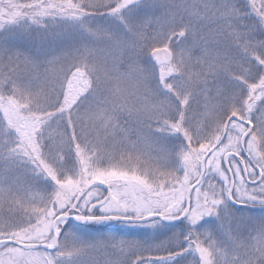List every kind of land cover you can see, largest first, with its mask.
I'll return each instance as SVG.
<instances>
[{
  "label": "snow or ice",
  "instance_id": "obj_1",
  "mask_svg": "<svg viewBox=\"0 0 264 264\" xmlns=\"http://www.w3.org/2000/svg\"><path fill=\"white\" fill-rule=\"evenodd\" d=\"M100 250L264 264V0H0V264Z\"/></svg>",
  "mask_w": 264,
  "mask_h": 264
},
{
  "label": "rangeland",
  "instance_id": "obj_2",
  "mask_svg": "<svg viewBox=\"0 0 264 264\" xmlns=\"http://www.w3.org/2000/svg\"><path fill=\"white\" fill-rule=\"evenodd\" d=\"M161 3H171L172 0H160ZM162 14V13H161ZM41 71H43V69H41ZM123 71V69H122ZM127 114H125L126 116ZM122 125L124 124V121L122 120L120 122ZM127 127H134V125L132 124H129V125H126ZM133 139H136V136L135 134H133L132 136ZM142 147H144V145H142ZM19 177V173H13L10 177H9V180H13L15 178ZM20 179L22 180L23 178L20 177ZM96 228H99V226H94ZM108 232V229L107 227H104V228H99V231H94L93 234L94 235H99V234H106ZM89 258L91 259H95L96 261H98V264H104L105 260L107 259H112V260H115L116 257L114 255H112L110 253V251L106 252L105 250H100L98 252L94 251V252H90L89 253Z\"/></svg>",
  "mask_w": 264,
  "mask_h": 264
}]
</instances>
